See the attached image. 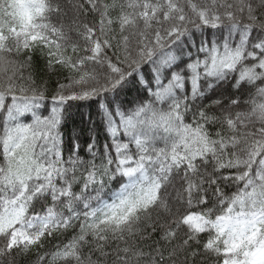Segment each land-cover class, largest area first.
I'll return each instance as SVG.
<instances>
[{
	"label": "snow or ice",
	"instance_id": "6c2138e0",
	"mask_svg": "<svg viewBox=\"0 0 264 264\" xmlns=\"http://www.w3.org/2000/svg\"><path fill=\"white\" fill-rule=\"evenodd\" d=\"M0 264H264V0H0Z\"/></svg>",
	"mask_w": 264,
	"mask_h": 264
},
{
	"label": "trees",
	"instance_id": "16d2710c",
	"mask_svg": "<svg viewBox=\"0 0 264 264\" xmlns=\"http://www.w3.org/2000/svg\"><path fill=\"white\" fill-rule=\"evenodd\" d=\"M79 122V116L77 115L75 118L69 119V121L64 125L61 131L65 134V136H70L73 130V126L78 125Z\"/></svg>",
	"mask_w": 264,
	"mask_h": 264
}]
</instances>
